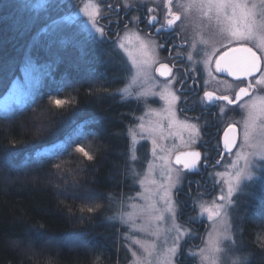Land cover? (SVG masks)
Instances as JSON below:
<instances>
[{
	"label": "trees",
	"instance_id": "obj_1",
	"mask_svg": "<svg viewBox=\"0 0 264 264\" xmlns=\"http://www.w3.org/2000/svg\"><path fill=\"white\" fill-rule=\"evenodd\" d=\"M20 4L0 0V79L7 71L0 82V264H115L119 238L104 220V210L111 196L137 185L127 156L132 102L122 101L119 93L107 94L119 89L123 62L114 58L110 44L108 50L95 43L70 47L68 59L63 54L68 44L58 45V35L40 32L34 39L40 26H32ZM46 42L51 59L34 63L41 74L33 77L37 82L30 91L36 103L31 108L10 105L8 77L24 76V56L32 51L36 56ZM54 98L70 103L56 108ZM37 117L43 121L39 131ZM85 121L97 133L80 141L93 161L65 153L25 164ZM58 161L62 173L53 170ZM262 200H254L244 213L252 215L243 230L250 264H264ZM89 207L95 211L89 213Z\"/></svg>",
	"mask_w": 264,
	"mask_h": 264
},
{
	"label": "rangeland",
	"instance_id": "obj_2",
	"mask_svg": "<svg viewBox=\"0 0 264 264\" xmlns=\"http://www.w3.org/2000/svg\"><path fill=\"white\" fill-rule=\"evenodd\" d=\"M18 2L21 3V8H19V10L23 11L30 20L32 19V26H40L36 31L37 34L34 35L35 40L40 32H44L47 36L58 35L59 38L56 39L58 40L57 43H61L58 45H63L62 47H64L65 44H68L63 48L65 51H62L65 57L69 54L68 49L75 45L78 47H84L87 43H89V45L95 43L101 45L103 49L109 47L108 50L111 46L110 50L112 51L114 58L117 57L123 62V65L121 66L123 68L122 74L119 77L122 83L119 89L125 88L126 85H130L129 92L124 94L126 98L122 101H129L133 104H131L130 108L133 114L131 117L134 119L127 128L126 136L128 141L127 156L130 166L129 172L131 176L136 178L134 183L137 185H132L131 187L133 188L127 192H119V195L111 196L104 210V220L114 227L117 233V239L119 238V244L117 243V246L120 245L118 249H121V251L115 264H131L134 258L131 255L129 246H131V250L137 252L138 256H146L140 246L133 243V238L141 241H151L154 237L148 235L146 232L136 230L131 224H122L119 221H109L107 218L112 217L121 211L133 214L138 212L139 209H133L130 205H143L146 201L136 197V193L144 192L145 189H152L153 193H155L161 184L167 182L166 175L162 176L161 173L162 171H166V168L169 165L173 170V180L176 179L177 171H179L180 180L183 185L182 191L177 198L179 201H183L184 204L182 206V215L178 216L177 222L186 228H190L193 232L192 237H185L181 241L180 257L176 260V264H199L198 256L190 257L186 253L188 250L198 251L199 248L204 247V239L207 236L208 230L212 229L213 222L207 220L206 214L203 217H200L195 223L187 222L189 216L199 215L200 208L199 204H196L195 207L193 206V199L186 196L188 193H185V189L191 188V197L195 198L197 201L206 203L211 202L213 198L220 194V186L214 185L215 180L219 178L214 175L209 176L208 173L214 174L225 171L224 166L231 163L232 157L228 154L223 155V158L217 156V160L220 161V164L216 165V161L208 162L209 165H214V167L207 166L206 172L204 170V174L198 176L195 172L183 170L182 166L177 165L173 158L174 154L179 150L196 148L202 141L209 140L208 136L212 137L211 128L208 127V129H206L208 133H204L202 127L205 125L210 126L211 124L213 125L212 127H214V125H217L218 123L222 133L225 132L229 124L235 123L239 128L240 135L242 134L245 110H241L235 105L229 106L227 105V102H224L222 107L226 108V114L219 113V119H217V121L215 119L210 120V117H213L211 115L210 117L204 116L199 120L197 113L186 110L189 109L187 107L189 106L187 104L189 98L193 101V99L197 97L200 102L198 104L202 103L203 105H209L206 101L202 102V99L204 98L203 92L206 89L212 88L220 93H226L230 97H234V93L235 91H238L239 87L246 86L247 82L241 84L240 82L234 83L232 80H224L223 77H219L214 71L210 74L208 66L204 63L208 58L207 54H211L214 49H220L222 44L227 43V41L223 39L218 30L210 26L209 21L203 18L199 12L192 10L189 14L182 16L183 22L177 23L176 30L179 31L178 35H180L178 43L183 45L185 44V41H187L185 47L179 46V51L181 53L183 52L186 58L185 60H182V64L179 65V67L172 70L173 72L169 77V80H172L173 77H176V79L173 80L171 85H169V80H162V77L159 76L157 71L160 64L166 61L163 52L160 51L159 48L150 51L149 56L145 57L149 60V64L145 65L143 70H137L132 68L127 55L115 48L111 39L102 40L99 38L98 33L92 34L85 27L84 22L87 21L88 17L80 13L79 10L83 8L88 0H61L59 3L49 5L46 9H36V0H18ZM189 2L190 0H173L172 10L182 12L183 9L179 7V5H186ZM93 3L100 4L101 15L98 26H104L108 37L113 39L117 32H119L120 35L124 34L125 23L128 24L129 29L133 31L138 30L141 36L150 35L147 31L140 28L142 23L138 24L137 27L131 22L132 17L140 16L139 14L141 11L138 8L143 4L148 8H152L154 12L164 14V16L167 11L165 0H93ZM125 4L129 5V7L125 8ZM108 5H111V8H109ZM93 10L94 9L89 8V11ZM122 11L125 13L124 16ZM153 11L150 14H153ZM65 16H72L74 19L72 21H67L63 19ZM53 20L59 21V23L54 28H49L48 25H51ZM139 20H141L140 17ZM146 26V24L142 25L143 28ZM151 38L155 40L157 44L165 42V40L164 42L161 40V37L151 36ZM201 41H205L206 43H201ZM193 42L196 43L195 48L192 47ZM258 43V40L249 41L247 42V46L252 47L258 55H264V53L257 48ZM107 44H110V46ZM234 46L238 45H233V47ZM48 48V42H46L42 45V48L39 47L40 51L36 56L33 54L31 55L32 51L31 53L26 54L23 59L25 60L29 55H31L33 63L39 61L43 62V60H48L49 57L51 59L52 53H49ZM224 50L226 51L227 49ZM189 56H191L190 60ZM218 58V56L215 57V59ZM4 62L5 60L2 61L1 64ZM35 67L36 70L31 72L29 76L19 75L8 77L7 82H10L13 91L12 94L6 97L8 98L10 105L19 104L18 101L20 98L26 94L30 95V98L33 96L30 91L34 90V85L37 82L33 77L36 75L35 79H37L41 76V74H37V70H40V66ZM211 67H215L214 61ZM129 68H131V71H127ZM6 73L7 71H3V77L0 79V82L6 79ZM188 73L192 75L193 78L198 79L202 78L200 73L206 75V78L203 81L207 80L211 87L200 88L203 89L202 92L199 91L200 89L191 90L192 86H195L196 84L194 85L188 81L186 78ZM133 77H135L134 83L132 82ZM211 78L219 83L210 81ZM248 79L252 80L251 77ZM180 80H184L183 85L180 84ZM1 84L2 83H0V85ZM173 93H175L176 96H179L180 100H174ZM244 99L247 100L248 98L245 97ZM192 114L196 116L191 117ZM141 124L144 125L143 129L139 127ZM192 125H195V128H193ZM130 128L132 132L136 134L135 136L129 131ZM196 129H199L198 135ZM220 138L221 135L218 136V141H220ZM192 139H195L196 141L194 144L191 143ZM153 140L156 141L155 156H153L152 152L154 147L152 143ZM238 140L239 143L240 136ZM218 141H214L212 145H219ZM234 152L235 149L233 153ZM132 156H135L137 159L132 160ZM160 157H164L168 161V164L165 163V160L160 159ZM149 162H151V168L149 167ZM200 165H202V163ZM200 169L199 166V170ZM140 180L144 181L143 187H141L139 183ZM153 181H155V183H153ZM189 181H192V183L189 184ZM196 182L199 183L197 184ZM248 190L255 191L258 198L264 196V192H261L258 187H253ZM198 193H202L203 195L201 196ZM145 194L148 195V193ZM153 199L158 200V196L153 195ZM237 199L241 204L239 214L243 219L237 220L235 218V213L231 214L230 219L233 220L234 226L239 225V227L244 230V222L246 219L252 217V215L249 216L244 213L249 210L252 202L256 199H250L244 194L239 195ZM254 215L257 216V220L260 218V215H258L256 211L254 212ZM135 223L140 225L141 220L136 219ZM167 226L168 225H165V227ZM216 226L220 227L219 221L216 222ZM172 235H174V233L169 235V246L171 244ZM239 239L243 241V244L236 250L239 254L237 264H250L253 260V256L247 248L244 241V235L239 237ZM232 258L234 257L231 253L228 257H221L222 260L228 259L229 261ZM150 259L152 264H155V255Z\"/></svg>",
	"mask_w": 264,
	"mask_h": 264
},
{
	"label": "snow or ice",
	"instance_id": "obj_3",
	"mask_svg": "<svg viewBox=\"0 0 264 264\" xmlns=\"http://www.w3.org/2000/svg\"><path fill=\"white\" fill-rule=\"evenodd\" d=\"M59 2L61 0H36L35 8L46 9L49 5ZM172 3L173 0H165L167 11L163 23L156 16H149L146 19L147 25L155 29L156 35L161 36L162 33L175 32L177 23L183 22L182 16L189 14L192 10L199 12L203 18L209 21L210 26L218 30L223 39L227 41V43L222 44L220 49H214L211 54H207L208 58L204 63L208 66L209 73L211 74L213 71L216 73L226 72L241 84L247 82L246 86L239 87L238 91H235L234 97L228 95L216 96L214 92L207 91L204 93L208 101L227 102L229 106L235 105L237 108L245 110V116L239 143H237L235 123L229 124L224 133V149L232 157L231 163L224 166L225 171L223 172L208 173L209 176L214 175L219 178L215 180L214 185L220 186V194L213 198L211 202L206 203L191 197V188L188 191V197L193 199V206L199 204L200 212L199 215L189 216L187 222L195 223L206 214L207 220L213 222V227L207 232L204 247L199 248L198 251L188 250L186 254L190 257L198 256L199 264H237L239 254L236 250L243 244V241L239 239L243 236V229L239 225L234 226L233 220L230 219L232 213L236 214L235 218L237 220L243 219L239 214L241 204L237 197L244 194L250 199H257L256 192L248 190L253 187H258L261 192H264V55H257L252 47L247 46V42L258 40L257 48L264 53V0H190L186 5H179L183 9L182 12L173 11ZM108 7L111 8V5H108ZM124 7L127 8L129 5L125 4ZM89 8L94 10L89 11ZM79 11L88 17L87 21L84 22L85 27L92 34L98 33L99 38L102 40L111 39L115 48L126 54L132 68L137 70H143V67L149 64V60L145 57L149 56L150 51H154L156 48H164L167 40L171 39V36H167L165 43L157 44L150 35L141 36L138 30L129 29L127 23L124 25V34L120 35L117 32L113 39L108 37L104 26H98L101 15L99 3L88 0ZM147 11L151 13L153 9L149 8ZM63 19L72 21L74 17L65 16ZM131 22L138 27L139 17H132ZM58 23L59 21L53 20L48 27L54 28ZM201 43L206 42L201 41ZM185 44H187V41H185ZM233 45L238 46L233 47ZM172 46L180 45L173 43ZM192 47H196L195 42H193ZM224 49H227V51ZM169 52L171 53V46ZM217 56L219 58L215 59ZM190 59L191 56H189ZM213 61L215 63L214 68L211 67ZM23 71L25 76H29L31 72L35 71V65L30 55L24 60ZM127 71H131V68ZM170 73L171 69H169ZM160 74L162 76L166 75L164 72H160ZM249 77L252 80H249ZM175 79L176 77H173L172 80H169V85ZM132 82H135V77L132 78ZM183 83L184 80H180V84L183 85ZM204 83L207 85L208 81L205 80ZM129 88L130 85H126L125 88L115 89L107 94L114 96L119 93L121 100H123L126 98L124 94L129 92ZM172 95L174 100H180V97L176 96L175 93ZM245 97L248 99L245 100ZM18 103L31 108L32 104L36 103V99L30 98V95L26 94L20 98ZM51 103L56 108H62L70 101L54 98ZM219 111L226 114L225 107H221ZM36 122L38 124L37 131H39L43 127V121L37 117ZM139 127L143 129L144 125L141 124ZM192 127L195 128V125H192ZM129 131L132 132L131 128ZM196 133L198 135L199 129H196ZM229 133H231V136ZM95 135L97 133L90 126V122L76 123L72 131L66 134L63 139L42 151L35 152L31 157L26 158L25 164L30 161L43 162L45 159H57L65 153L73 159L77 158L75 154H80L87 161H93L95 159L94 155L86 150V147L80 141L88 136ZM132 135L135 136L136 134L132 132ZM195 142V139L191 140V143L194 144ZM152 143L154 145L152 152L155 156L156 141L153 140ZM233 149H235L234 153ZM182 155L191 156L194 159L190 162L182 161ZM131 159L135 160L137 158L132 156ZM160 159L165 160V163L168 164L164 157H160ZM200 159L201 153L196 151L177 154L175 162L176 164L183 163V168L192 172L198 171L197 166ZM204 164L205 166L214 167V165L208 164L207 158H205ZM219 164L220 161L217 160L216 165ZM52 167L54 171L64 172L59 161L53 164ZM149 167L151 168V162H149ZM172 171L170 165L166 168V171H162L161 175H166L167 182L161 184L155 193L152 189H145L144 192L136 193V197L146 201L143 205H130L133 209H139L138 212L133 214L121 211L107 218L109 221L131 224L136 230L146 232L154 237L151 241H141L133 238V243L139 245L146 256H138L137 252L131 250V246H129L131 255L134 258L131 264H152L150 258L154 255L156 257L155 264H176V260L180 257L181 241L185 237L193 236L190 228H186L177 222L178 216L182 215L184 204L183 201H179L177 198L183 185L179 171H177L175 180H173ZM112 178L115 179L114 176ZM139 183L143 187L144 181L140 180ZM188 183L191 184L192 181ZM145 193H148V195ZM198 194L203 195L202 193ZM153 195L158 196V200L153 199ZM261 202L264 205V200ZM87 211L92 213L95 209L89 207ZM136 219L141 220L140 225L135 223ZM217 221L220 222V227L216 226ZM165 225L168 226L165 227ZM171 233H174V235L171 236L169 246V235ZM260 239L264 240V236ZM230 253L234 257L230 261L221 259L222 256L228 257Z\"/></svg>",
	"mask_w": 264,
	"mask_h": 264
},
{
	"label": "flooded vegetation",
	"instance_id": "obj_4",
	"mask_svg": "<svg viewBox=\"0 0 264 264\" xmlns=\"http://www.w3.org/2000/svg\"><path fill=\"white\" fill-rule=\"evenodd\" d=\"M138 9L141 11L140 14H139L140 15L139 17L141 19L140 22H139V24L142 23V25L143 24H146L147 25L146 19L149 16H156L157 19L161 23H163V21H164V18H163L164 14L157 13V12H154V11H153L154 12L153 14H150L147 11L149 8L146 5H144V4L142 6H140ZM155 11H157V10H155ZM122 14L124 16L125 13L122 11ZM123 16H121V17H123ZM142 25L140 26V28L142 30L147 31V33L150 34L151 36L161 37L162 38L161 40L163 42H164V40H166V37L167 36H171V39L170 40H167L166 46L164 48H162V49L159 48V50L163 52V55H164V58H166V61L164 63L160 64V66L158 67V69H159L158 74H159V76L162 77L161 78L162 80H166L167 79L166 81H168L170 79L169 77L171 76V74L173 72L172 70H174V68L179 67V65L182 64V60H185V58H186L185 57V54L183 52L181 53L179 51V49H180L179 46H172L173 43H175L176 45L180 44V43H178V39H180V35H178L179 34V31H177L176 28H175V32L162 33L161 36H157L156 33H155V29L154 28H150L148 25L145 28H143ZM170 46H171V53L169 52V47ZM180 46H184L185 47V44H183V45L180 44ZM234 47H236V46H234ZM162 52H161V54H162ZM173 65H175V67H173ZM162 66H167V67H162ZM160 68L163 70L164 73H166V75H163L162 76L160 74V72H162V71H160ZM169 69H171V73L170 74H169ZM216 74L219 77H223L224 80L225 79L226 80H232L234 83L239 82L234 77L229 76L228 73H226V72H224V73H216ZM200 75L202 77L201 79L193 78V76L190 75L189 73L186 76V78L188 79L189 82H191L194 85L195 84L197 85V86L196 85L195 86H192L191 90L192 89H200V88H209V87H211V85L209 83H207V85H205V83L203 81L206 78V75H203L201 73H200ZM210 81H212L214 83L218 82L216 80H212V78H211ZM212 82H211V84H212ZM241 87H243V86H241ZM199 91L202 92L203 89H200ZM206 91L207 92H214L216 96L228 95L226 93L225 94L220 93V92H218V91H216L215 89H212V88L206 89L203 92V97L204 98L202 99V102H205L206 101L207 104L209 103V105H203L201 103L202 104V107H201V104H198L200 102H199V100H198L197 97H195L193 99V101H192V99L189 98L188 101H187V104L189 105L187 107L189 109H186V110H189L191 112L197 113L199 120H201L204 116L210 117V115H211L213 117H210V120L215 119L217 121V119H219V113H220L219 109L222 107V105H224L223 104L224 102L208 101L207 98L204 96V93ZM193 93H195V92H193ZM194 116H196V115H194V114L191 115V117H194ZM212 126L213 125L210 124V126L205 125L204 127H202L204 133L207 132L206 129H208V127L211 128L212 137H209L208 136L209 140L202 141L200 143V145L198 147H196V148H186V149H182V150H179L178 152H176L174 154V158H175L176 154H178L179 152L187 151V150H198L201 153V159H200V162L198 163V166H197L198 167V171L197 172L196 171H192V172H195L197 176L198 175H201V174H204L203 173L204 170H205V172L207 170V166H205V164H204L205 158H207L208 162H210V161H217V156H220L222 158V154L223 155H226L227 154L225 152L224 145H223V134L222 133H224V132L221 133V130H220L221 128L218 125V123H217V125L215 124L214 127H212ZM215 126H217V127H215ZM238 131H239V128H238ZM219 135H221L220 141H218V136ZM239 136H240V132H239ZM214 141H218V143H219V146L218 147H217V145L216 146H213L212 145V143ZM201 163H202V165H200ZM179 165L180 166H183L182 164H179ZM199 166L201 168L200 170H199ZM202 168H204V169H202ZM182 169L185 170L183 167H182ZM188 191H189V189L186 188L185 189V193L186 192L188 193ZM191 195H192V193H191ZM186 196H188V194H186Z\"/></svg>",
	"mask_w": 264,
	"mask_h": 264
},
{
	"label": "water",
	"instance_id": "obj_5",
	"mask_svg": "<svg viewBox=\"0 0 264 264\" xmlns=\"http://www.w3.org/2000/svg\"><path fill=\"white\" fill-rule=\"evenodd\" d=\"M258 55V54H257ZM160 71H162L163 72V70L160 68ZM236 128H237V143H238V139H239V131H238V127L236 126ZM227 130V129H226ZM225 133V132H224ZM224 133H223V142H224ZM229 135L231 136V133H229ZM223 145H224V143H223ZM234 150V149H233ZM196 151H198V150H187V151H182V152H179L178 154H180V153H189V152H196ZM199 152V151H198ZM177 155V154H176ZM176 157V156H175ZM192 159H194L193 157H191V156H184V155H182L181 156V160L182 161H191ZM174 162H175V158H174ZM176 163V162H175ZM183 164V163H182Z\"/></svg>",
	"mask_w": 264,
	"mask_h": 264
},
{
	"label": "bare ground",
	"instance_id": "obj_6",
	"mask_svg": "<svg viewBox=\"0 0 264 264\" xmlns=\"http://www.w3.org/2000/svg\"><path fill=\"white\" fill-rule=\"evenodd\" d=\"M182 164V163H181ZM179 165V164H178ZM183 165V164H182ZM183 167V166H182ZM185 171H187V170H185Z\"/></svg>",
	"mask_w": 264,
	"mask_h": 264
}]
</instances>
